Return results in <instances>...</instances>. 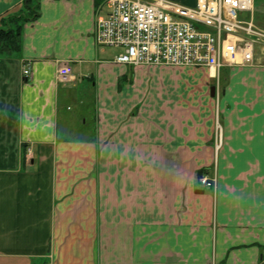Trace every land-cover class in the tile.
Here are the masks:
<instances>
[{"label":"crops","instance_id":"0c3cea01","mask_svg":"<svg viewBox=\"0 0 264 264\" xmlns=\"http://www.w3.org/2000/svg\"><path fill=\"white\" fill-rule=\"evenodd\" d=\"M104 1L41 0L20 55L0 57V264H264V68L213 86L205 69L117 65L95 42Z\"/></svg>","mask_w":264,"mask_h":264},{"label":"built area","instance_id":"2783aa9c","mask_svg":"<svg viewBox=\"0 0 264 264\" xmlns=\"http://www.w3.org/2000/svg\"><path fill=\"white\" fill-rule=\"evenodd\" d=\"M253 7L254 0H196L192 8L168 0H106L107 11L95 18V38L122 50L114 61L119 65L204 68L217 78L223 67L264 57V25L254 21ZM57 77L69 82L71 68L61 67ZM201 184L211 186L205 179Z\"/></svg>","mask_w":264,"mask_h":264},{"label":"trees","instance_id":"16d2710c","mask_svg":"<svg viewBox=\"0 0 264 264\" xmlns=\"http://www.w3.org/2000/svg\"><path fill=\"white\" fill-rule=\"evenodd\" d=\"M40 2L41 0H22L14 12L0 18V57L20 55L24 27L39 18Z\"/></svg>","mask_w":264,"mask_h":264},{"label":"rangeland","instance_id":"374dc122","mask_svg":"<svg viewBox=\"0 0 264 264\" xmlns=\"http://www.w3.org/2000/svg\"><path fill=\"white\" fill-rule=\"evenodd\" d=\"M256 8V16H258L259 17V19L258 20H261V21H263L264 22V6L263 7H261V8H259L260 6H258V5H256L255 6ZM252 67H250V66H245V67H250V68H264V61L263 60H260V61H258L257 63H254L253 65H251ZM253 66H257V67H253ZM185 68V67H184ZM186 68H193V67H186ZM240 68V67H239ZM234 69V68H233ZM226 73V71H222V75L219 77V78H221V81L223 82V79L225 78V76H224V74ZM226 75V74H225ZM131 78H132V76H131V74H128L127 75V81L125 82V84H127V83H129L130 82V80H131ZM213 82H214V80H213ZM215 84H216V80H215V82H214V85L213 86H215ZM120 85L121 86H123V82L121 83V81H120ZM181 89V91L182 92H185L184 93V96H191L192 95V90H189V89H187V88H185V87H181L180 88ZM182 94V93H181ZM180 94V95H181ZM221 96V95H220ZM89 100H90V102L92 103V101H93V97H92V95H91V97L89 98ZM90 104V103H89ZM91 107L92 106H90L89 108H90V110H91ZM70 114H78L79 113V110H78V108L76 109V108H73L72 107V105H70ZM227 110H229V109H227ZM230 111V110H229ZM69 112V111H68ZM216 112L218 113V118H219V123H220V129H221V131H223V128H222V124H221V120H220V112H219V109H217V107H215V109H214V115H216ZM216 125H214L213 126V128L215 127ZM224 127V126H223ZM70 138H73V137H70ZM223 140H224V138H223Z\"/></svg>","mask_w":264,"mask_h":264},{"label":"water","instance_id":"95a60500","mask_svg":"<svg viewBox=\"0 0 264 264\" xmlns=\"http://www.w3.org/2000/svg\"><path fill=\"white\" fill-rule=\"evenodd\" d=\"M199 194H201V191H197Z\"/></svg>","mask_w":264,"mask_h":264}]
</instances>
